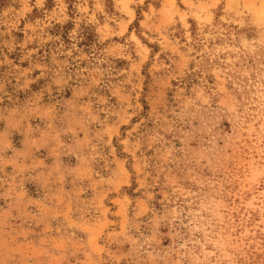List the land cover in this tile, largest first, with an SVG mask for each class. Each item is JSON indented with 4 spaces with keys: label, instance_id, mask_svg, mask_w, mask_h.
Masks as SVG:
<instances>
[{
    "label": "rangeland",
    "instance_id": "rangeland-1",
    "mask_svg": "<svg viewBox=\"0 0 264 264\" xmlns=\"http://www.w3.org/2000/svg\"><path fill=\"white\" fill-rule=\"evenodd\" d=\"M0 264H264V0H0Z\"/></svg>",
    "mask_w": 264,
    "mask_h": 264
},
{
    "label": "trees",
    "instance_id": "trees-1",
    "mask_svg": "<svg viewBox=\"0 0 264 264\" xmlns=\"http://www.w3.org/2000/svg\"><path fill=\"white\" fill-rule=\"evenodd\" d=\"M88 38H86V40H87Z\"/></svg>",
    "mask_w": 264,
    "mask_h": 264
}]
</instances>
